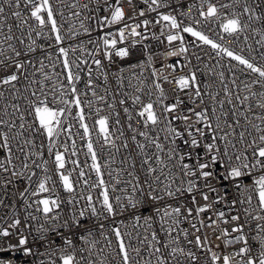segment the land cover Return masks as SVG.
<instances>
[{
	"label": "built area",
	"instance_id": "1",
	"mask_svg": "<svg viewBox=\"0 0 264 264\" xmlns=\"http://www.w3.org/2000/svg\"><path fill=\"white\" fill-rule=\"evenodd\" d=\"M50 2L57 26L60 28V34L64 37L61 43L56 42L54 39L55 33L51 32L50 27L43 29V35H38L37 31L39 30H37L29 36L28 25L20 24L11 14L12 11H21L22 18L28 19V23L35 28L36 22L34 18H30L29 10L23 2L19 9H10L7 4H4L7 20L0 23V28L4 30L3 34L14 36V39L8 43L13 44L17 50L25 53L18 59L21 61L31 60L34 65L27 69L28 78L21 75L19 81L15 82V88L11 85H0V93L3 94L0 95V118L14 120L17 125V128H13L9 133L11 137L9 141L11 154L4 147H0V161H4L9 169L7 172L0 170V229H7L11 233L8 237L0 235V249H8L10 246L16 247L10 251H0V257L11 260L12 264H41L42 261L44 264H51L53 261L55 264H63L60 252L57 249L64 246V237H68L77 249L78 259L83 257L82 264H89V261L91 264H123L122 253H120L118 246L119 241L112 231L119 228L129 252V264H135L136 261H139V264H146V261L149 260H151V264H157L158 255L162 256L167 264H177V259L180 264H210V253L204 249H199L195 245L196 236L199 235L202 241L206 236L207 246L221 256L233 253L243 247V244L235 243L226 246L224 243L225 238L218 239L217 237L221 236L222 229H227L231 233V236L227 238H233L237 233H232V228L237 223L244 225V233L248 237V244L252 249L251 255L254 258L258 257L261 243L258 239H255L257 236L256 225L264 223V221H255L245 216L243 209L249 207L247 202H237L233 205L232 201H239L251 194L253 197L252 204L257 206V211L253 215H264V212L259 211L258 196L253 183L255 178L264 175V169H249L250 175H245L236 180H212V186L217 189L215 193L210 192L207 187H198V190H194L193 193L185 192L179 198L164 196L163 199L152 200L149 195L151 190L148 187V182H153V176L148 174V165L144 163V160L146 156L151 157L149 163L152 167L157 168L158 173L161 165L155 162V155H160L165 164L168 165L164 172L173 174L174 186L182 180L186 182L189 179H194L193 177H185L176 155L169 159L167 152L169 148L175 147L179 154L191 153V158L185 155L183 163L193 166L196 164L197 153H199L202 161L208 159L209 154L205 148L208 143L217 144L223 152L225 141L219 139L213 141L211 139L213 133L205 128L203 123L196 122L195 112H201L205 109L209 117L208 122L213 124V128H215L216 117H220L221 128L215 132L217 137L223 135L224 132H231L232 129H229L228 125L233 126L236 134L229 136L227 145L229 154L233 156L232 164L239 163L235 160L236 152L247 151L249 159H251L252 149H245V144L256 137L258 133L249 128L248 130L252 132V136H248L246 132L244 141L239 140L238 133L245 130L248 121L256 124L261 123L259 120H254L253 115L264 116V109L256 107V101L253 99V107L249 111L247 108L248 102H245V105H240L236 101V95L249 94L244 88L245 84H252L251 91L253 92L264 93V87L260 83H253L257 79L264 81V78H259L258 73L248 70L231 57L223 53L218 54L211 45L204 44L197 37L183 32L182 29L185 26H192L197 31H203L216 43L244 56L256 66L264 67V19H255L256 15L264 17V0H211V3L218 8L220 5L229 6L221 9L224 16L236 13L244 23L248 24L243 32L232 36L224 33L223 28L220 26L222 21H210L208 24L195 22L204 19L199 14L198 6L201 0H168L170 6L160 7L157 11H149L151 0H149V3H145L144 0H132L131 4H129V0H50ZM246 4L253 9V18L250 21L248 20L249 14L244 12ZM84 5H87V8ZM153 7L155 6L153 5ZM116 8L123 9L125 13L123 21L102 26L100 23L102 18L107 16L110 19L112 11ZM141 10L144 11L143 16L139 15ZM203 10H207L206 5H204ZM181 12L187 13V15H180ZM76 13L79 15H76ZM168 13L177 17L180 28L175 31L183 36V42L176 40L169 44L167 41L166 36L172 33L173 29L170 22L160 20V15ZM144 20L150 22L147 29L143 27L136 29L143 33V36H131V29L128 28L125 29V40L120 41L119 30L125 28V24L134 26ZM157 20H160V22L157 23ZM81 24H83V27H81ZM7 25L12 26L11 33H8ZM162 31L163 35L161 34ZM3 34H0V38ZM105 38L117 39V47H127L130 54L125 58L113 55L111 61H109L106 52L112 51V49L104 46L103 40ZM21 40H23V43L20 42ZM33 40L35 41L33 47L36 50L28 53L27 45H30ZM133 41L138 42L133 45ZM8 43L2 44L0 47L7 50ZM181 46L185 47L187 51L181 52ZM61 47L68 50L67 59L69 64L73 72L78 73L80 76V80L76 82L75 86L77 93L80 94L81 106L85 111V122L89 125L97 162L101 165L105 185L109 189L110 199L117 210L115 216H109L107 219L104 218L107 214L103 212L102 208L103 197L101 192L103 186L89 187L83 184L84 179H87L90 185L95 184L99 177L91 168L92 159L87 150L88 137L83 136V128L79 127V123L73 119L77 115L78 109L73 106L71 114L65 121V127L72 126L73 135L69 137L66 133H61L59 140L55 141L56 148L51 153L49 152V141L46 134L34 133L31 126L33 116L25 97L31 99V91L38 89L40 84L33 83L29 87V82L39 81L47 89H51L54 82L68 84L66 80L67 69L64 68L62 63L64 56L59 52ZM169 52H176L177 54L168 55ZM6 54L13 55L10 50H7ZM149 56H151V61H149ZM96 59L102 62L100 70L93 63ZM41 61L45 65L44 72L50 76L49 80H45L39 71ZM84 61H87V63H83ZM169 65L176 66L175 71L168 67ZM89 68L92 70L91 89L86 87L89 80ZM12 71L14 69H8L7 71L0 69V77L8 75ZM101 71L107 73L106 78L101 75ZM193 73L195 74V81L192 82L189 88L182 89L179 84L180 77H190ZM221 73H223L222 76ZM117 77H120V79L118 80ZM163 77H167V79L165 80ZM156 82L160 83L164 90L163 105L159 103L154 105L157 112L163 113L164 105H172L179 100L182 103L179 104L174 113L168 114L169 118L174 115H187L190 117L187 125L192 126L191 136L186 131V123L183 120H173L171 126L183 133L182 137L176 138L174 146L171 142V133L167 131L163 122L156 127L150 125L148 129H145L140 122V118L136 115V112L140 109V104H134L132 97L140 95L142 101L147 103L149 92H151V99L157 100ZM197 86L201 93L199 97L195 95ZM137 87L142 91H137ZM92 89L97 93V97L104 96L105 100L99 101L97 97H93ZM229 99L233 103L229 104ZM88 100L93 101L91 109L86 103ZM113 100L115 101V107L110 108L109 105ZM121 100H124L125 103L121 104ZM221 101L223 102L222 106ZM11 104L20 105L21 110L24 112V120L20 119L19 113H16L15 116H3L5 111L12 112L11 107H6ZM124 108H128L129 112L125 113ZM94 109H101L99 115L109 116L110 129L115 133L113 139L119 151L111 144H105L103 140L98 141V126L93 127L97 119ZM90 112L91 115H89ZM115 113L119 114V125L115 124ZM129 115L133 117L131 121L128 120ZM245 115H247L248 121L245 120ZM237 119L240 121L239 125L235 124ZM161 120L163 121V116H161ZM21 123L25 124L24 129H19ZM129 123L138 130L136 133L128 127ZM196 128L203 129L204 135L201 136L197 133ZM120 129H122L123 135H121ZM161 129L164 130L161 131ZM7 131L6 126H0V132ZM17 131L23 132V135L16 136ZM139 131H148L150 137H158L164 151L160 152L154 145L147 144L142 155L136 142L138 141L141 144L147 142L144 137L138 134ZM133 135L136 136V141L132 140ZM166 136L168 137L167 140L165 139ZM192 136L201 141L200 147L192 148L190 144L185 143V141H190ZM125 140L127 141V148L123 146ZM73 141L76 144L75 155H72L73 150L70 147ZM232 142L236 143L235 149L232 148ZM2 143L3 141L0 139V144ZM61 144L69 145V149L65 153V168L59 171H63L65 174L71 172L70 179L75 188L72 193L64 189L55 164V151L58 149L64 152ZM26 154L28 156L27 161L25 160ZM9 156L11 163H8ZM73 161H77V163L74 164ZM25 162L29 165L28 169L23 168ZM37 164L42 166L37 167ZM45 164L47 172L45 171ZM81 170L85 173L83 178L79 176ZM226 170L227 160L222 158L220 166H217L215 171L223 175ZM13 171L23 172L24 175L15 176L12 174ZM32 173H35V175H32L31 182H29L28 176ZM46 176L51 177L48 182L51 191L38 196H31L30 193L38 186V180L44 179ZM137 177L139 178L138 182ZM163 179L162 176L161 180ZM199 183L203 184L204 182L200 181ZM134 185L137 189L142 188L143 191L134 190ZM237 185H242V187H237ZM184 186L186 187V183ZM154 187L157 188V192L163 195L162 185L154 183ZM245 187L251 191L246 192ZM26 188L28 193L21 197V193L25 192ZM201 192L208 193V201L203 199ZM89 194L93 198L92 203L101 213L99 217L91 215L88 201L83 198ZM152 194L155 195L156 193ZM117 196L121 197L119 203L115 200ZM193 196L196 199L195 204L192 202ZM45 197L59 198L60 207L55 211L59 213L60 220L55 222L45 220L42 210H38L35 201ZM219 197H223V199L217 203ZM130 201H139V204L136 208H132ZM205 204H210L211 208L206 212L197 213V207ZM125 205L127 207H124ZM42 207V205L39 206L40 209ZM175 207L181 208L180 223L178 225L173 223L175 216L170 218L163 215L165 209L171 212V209ZM188 208L192 209L191 216L187 215L186 209ZM81 210L85 212L83 217L79 215ZM220 211L225 213L223 219L228 220L229 223H221L217 219L216 214ZM237 214L241 216V220L238 222L231 221V216ZM73 215L85 227L61 228L60 224L64 220L71 221ZM33 217L35 218L33 219ZM136 217H140L138 223ZM209 217L217 221L216 225H213L216 231H213V228L201 226V220H203L204 225L211 223ZM145 218H150V228L145 226ZM16 219L21 220V225L18 228H12L11 224ZM101 224L104 225L103 229L100 228ZM193 224L200 229L199 232L192 227ZM41 225H44L43 229L40 228ZM168 227H172L174 230L169 233L165 230ZM89 230L91 235L88 234ZM185 231L188 233L187 237L184 235ZM153 232L156 234L155 241L151 236ZM21 235L28 238L27 245L19 244ZM42 236L45 238L40 239ZM81 237L87 238L82 239ZM174 238L175 243H173ZM189 241H192V243ZM177 245L185 251L195 252L199 260L193 262L190 258H185L182 255L174 259L170 255L171 248ZM25 247L30 248L32 254L26 255L24 252ZM157 247L160 248V253H155ZM236 259L238 260L239 257Z\"/></svg>",
	"mask_w": 264,
	"mask_h": 264
},
{
	"label": "snow or ice",
	"instance_id": "2",
	"mask_svg": "<svg viewBox=\"0 0 264 264\" xmlns=\"http://www.w3.org/2000/svg\"><path fill=\"white\" fill-rule=\"evenodd\" d=\"M24 3V5L28 8L30 13V18H34L36 22V27L33 28L32 25L28 23V19L22 18V12L21 11H12V16L19 21L20 24L28 25V31L29 36L33 31H37L38 35H43V29L46 27H50L51 32L55 33L54 39L57 43H61L64 39L63 36L60 34V28L57 26V21L54 18L53 13V7L50 2V0H0V23H3L7 20V15L5 13V7L4 4H7L10 9H19L21 7V3ZM145 3H149V0H144ZM132 3V0H129V4ZM153 5L155 7H153ZM204 5L207 6V10L204 11ZM168 0H151V3L149 4V11H157L160 7H169ZM195 6V5H192ZM190 6V7H192ZM259 6V5H257ZM75 7V5H73ZM85 8H87V5H84ZM199 7V14L201 17H203V21L196 20V23H204L208 24L210 21L216 22V21H222L220 26L223 28L224 33H227L228 35H237L240 32H243L246 27H248V24L244 23L240 16L236 13H232L229 16H224L221 9L225 7H229L228 5H220L218 8L215 4L211 3V0H201ZM244 12L248 13V20L250 21L253 18V9L245 5ZM76 15H79L76 13ZM140 16L144 15V11L141 10L139 13ZM180 15H187V13L181 12ZM125 16V13L122 8H116L111 13V18L105 16L100 21L101 25L104 26L105 24L111 25L114 23H118L123 21ZM255 19L261 20L264 19L261 15H256ZM160 20L170 22L171 28L173 29L172 33L167 34L166 39L171 44L173 41L180 40L183 42V36L179 35L178 32H176V29L180 28V23L177 20V17L175 15H172L171 13L168 14H161ZM160 20H157V23L160 22ZM150 22L148 20H144L141 23H137L134 26L125 24V28H122L119 30V38L120 41L123 42L125 40V29L130 28V35L133 37H141L143 36V33L137 31L138 28H145L147 29V26ZM81 27H83V24H81ZM8 33H11L12 26L7 25ZM3 28H0V34H3ZM87 31V29H85ZM185 33H190L192 36L197 37L200 41H202L204 44L211 45L213 49L217 51V53H223L227 55L228 57H231L233 60H236L239 62V64L244 65L248 70H251L254 73L259 74V78H264V67H258L254 65L252 62H250L248 59H246L244 56L236 54L235 52L229 50L227 47L222 46L219 43H216L214 40L210 39L208 35H206L203 31H197L192 26H185L182 29ZM163 35V31L161 33ZM145 39L147 37H144ZM14 39L13 35L10 34H3L2 38H0V45L8 43L9 41H12ZM23 43V40L20 41ZM138 41H133L132 44L134 45ZM103 44L105 47H110L112 51L106 52V56L109 61H111L112 56L115 55L120 58L127 57L129 53V49L127 47L124 48H118L117 39H107L105 38L103 40ZM35 41L33 40L30 45H27V52H35ZM7 50H10L12 52V56L7 55ZM5 49L3 47H0V69H3L7 71L8 69H14L10 74L0 77V85H11L13 88H15V82L19 81L21 75L25 76V78H28V67L34 66L33 62L31 60H24L21 61L18 59L21 57V55L25 54L22 53L20 50H17V48L11 44L8 43V49ZM67 49L61 47L59 48V52L64 56V59L62 61L64 68L67 69L66 72V80L68 81L67 85H64L62 82L53 83V86L51 89H47L45 85H43L39 81H30L29 87L32 86L33 83L40 84V87L38 89H33L30 93L31 99L28 97H25V100L28 103V108L31 110V114L33 116L32 120V129L33 132H40L43 134H46V137L49 141V152L51 153L54 148H56L55 141L59 140L61 133H66L69 137L73 135L72 133V126L68 125L65 127V121L67 120L68 116L71 114V109L73 106H75L78 109L77 115L73 117L74 120H76L79 123V127L83 128V136L88 137L87 140V150L88 154L91 155L92 159V165L91 168L94 169L97 177H99L98 181L95 184L90 185L89 181L87 179L83 180V184L87 185L89 187H101L103 186V190L101 192L102 199V208L103 212L107 215L104 217L107 219L109 216H115L117 214V210L114 207L110 196H109V189L105 185V181L103 179V174L101 172V165L97 162V156L96 151L94 150L93 142L90 135V129L88 123L85 122L86 115L84 108L81 106L82 101L80 99V94L77 93L76 89V82L80 80V76L78 73H74L72 70V67L69 64V61L67 59ZM181 52H186L187 49L183 46L180 48ZM176 52H169L168 55H176ZM149 61H151V56H149ZM83 63H87V61H84ZM95 65L97 66V69L100 70L102 68V62L99 59H96L93 61ZM79 67V65H77ZM168 67H171L173 71H175L174 65H169ZM45 65L43 61L40 62L39 71L44 76L45 80H49L50 76L44 72ZM34 75V74H33ZM101 75L107 76V73L101 71ZM162 75V73H161ZM223 73H221V76ZM88 76L89 80L87 81L86 87L91 89L92 86V70L89 68L88 70ZM165 80L167 77H163ZM119 80L120 77H117ZM195 81V74L193 73L190 77H180L179 84L182 89L189 88L192 84V82ZM235 83V81H233ZM253 83H260L262 87H264V81L261 79H257L256 81H253ZM155 88L158 91V97L157 100H152L151 95L152 93L149 92V100L147 103H144L141 99L140 95H135L132 97L134 104H140V109L136 112V115L140 118V122L142 123L143 127L145 129H148L151 125L152 127H156L160 125L162 122L164 123L165 127L167 128V131L171 133L172 136V144L175 145L176 138H180L183 136V133L179 132L175 127H172L173 120H183L186 123V131L189 132V135H192L191 132V125H187V121L189 120V116H172L169 118V113H174L179 106L181 101H177L175 104L172 105H164L163 106V113H158L154 105L157 103L163 105V97H164V90L160 83H155ZM245 90L249 93L248 95L240 96L239 94L236 95V101L240 105H245V102L247 103V108L249 111H251L253 107L252 100L255 99L256 107H259L261 109H264V93L261 92H253L252 84H245L244 85ZM27 90V89H26ZM137 91H142L137 87ZM86 94V93H84ZM0 95H3L0 93ZM195 95L199 97L201 95L199 87L197 86L195 88ZM230 95V94H229ZM92 96L97 97V93L94 89H92ZM66 97H70L67 98ZM19 98V97H17ZM99 101H104V96L97 97ZM87 105L91 109V105L93 104L92 100H88ZM121 104H124L125 101L121 100ZM221 106L223 105V102L221 101ZM228 103L231 104L233 101L231 99L228 100ZM6 107H11L12 112H3V116H15L16 113L20 114V119L24 120V112L21 110L19 104H11L7 105ZM110 108L115 107V101L109 105ZM95 113L97 114V119L95 121V124L93 127L95 128L98 126V141L103 140L105 144H111L112 147H116L117 151H119V148L115 144V140L113 139V136L115 135L114 132L111 131L110 125H109V116L108 115H99L101 109H94ZM194 111V110H193ZM124 112L128 113L129 109L124 108ZM91 115V112L89 113ZM116 120L115 124L119 125V114L115 113ZM227 115V113H225ZM161 116H163V121L161 120ZM195 116L197 117V123H203L204 127L209 129L213 135L211 139L213 141L219 139L225 141V147L223 149V152H221L220 147L215 143H208L205 145L206 151L209 154L208 159L201 160L199 153L196 154L197 160L196 164L189 165L183 163L185 159V155H187L189 158H191L192 154H179L177 149L175 147L169 148L167 152V156L169 159H172L174 155H176L177 159L181 163V170L183 172V175L185 177H193L194 179H189L186 182L180 181L178 184H175L174 186V179L173 174L171 172L165 173L164 169L168 167L167 164H165L164 160L160 157V155H155V162L158 165H161L159 168V172L157 173V168L152 167V165L149 163L151 160V157L146 156L144 163L148 165L147 172L149 175L153 176V182H148V187L151 190L149 193L150 198L152 200H160L163 199L164 196L172 197V198H179V196L186 193H193L194 190H198L199 188L207 187L210 192H217V189L212 186L211 181L216 180H236L239 179L245 175H250L249 169L253 168H259L264 169V116H255L253 115L254 120H259L261 123L256 124L252 123V121H248L247 115L244 116L245 120L248 121L247 125L245 126V130L240 131L238 133V138L240 141L245 140V134L247 132L248 136H252V132L248 129H254L258 135L251 140H249L245 144V149L251 148L252 151L250 153L251 159H249V154L247 151L245 152H236L235 153V160L238 161L236 165L232 164L233 156L229 154L228 152V141L230 135H235V131L233 129L232 125H228L229 129H232L231 132H224L223 135L217 137L215 135L216 130L221 128L220 124V117H216L215 119V128H213V124L209 123V117L207 115V110H203L201 112H195ZM133 119L132 115L128 116V120L131 121ZM240 121L237 119L235 121L236 125H239ZM0 126H6L8 128L7 132H0V139H2L3 143L0 144V147H4L7 149L9 154H11V147L9 144V141L11 139L9 133L13 128H17L16 123L14 120H5L0 118ZM129 128L132 129L134 133H136L138 130L132 127V124L129 123ZM25 124L21 123L19 125V129H24ZM164 129H161L163 131ZM195 131L199 133L201 136L204 135V131L201 128H196ZM121 135H123L122 129H120ZM138 134L141 137H144L146 144H141L138 141L137 147L140 149L141 154H144V150L147 147V144L154 145L160 152L164 151L163 145L159 143L158 137H150L148 131H139ZM16 136H22L23 132L17 131L15 133ZM165 139L167 140L168 137L166 136ZM132 140L136 141V136H132ZM30 142V141H26ZM186 144H190L192 148H198L201 146V141L197 140L195 136H192V139L190 141H185ZM123 146L127 148V141H123ZM61 147L64 148V152L59 151L58 149L55 151V164L58 169L59 173V179L62 182V185L64 189L72 193L75 191L74 185L72 180L70 179L71 172H68V174H65L63 171H59L61 169L65 168V153L68 152L69 145L67 144H61ZM72 151V155H75V149L76 144L73 141L70 145ZM232 148H236V143L232 142ZM222 158H226L227 160V170L226 173L221 175L215 171L217 166H220V161ZM28 156L26 154L25 160L27 161ZM8 163H11V158L9 156ZM74 164L77 163V161H73ZM37 167H41L42 165L37 164ZM45 171L47 172L46 164L44 165ZM24 169H28L29 165L27 162L23 164ZM0 170H3L4 172L9 171L8 167L6 166L4 161H0ZM15 176H23V172H17L13 171L12 173ZM111 174V173H109ZM155 174V175H153ZM32 175H35V173H32L28 176L29 182H31ZM79 176L83 178L85 176V173L83 170L79 172ZM164 177L163 180H161V177ZM51 179L50 176H46L44 179L38 180L37 188L33 190L30 195L31 196H38L43 193H48L51 191V189L48 187V182ZM137 182L139 181V178L137 177ZM203 181V184H200L199 182ZM10 182V181H9ZM154 183L157 185H162V193L161 195L159 192H157V188L154 187ZM186 183V187L184 186ZM254 190L257 192L258 196V208L260 212H264V175H261L254 180ZM54 187V185H53ZM237 187H242V185H237ZM134 190H140L143 191L142 188L137 189L136 186H133ZM246 192H250L247 187L244 188ZM28 193V189H25V192L21 193V197H24L25 194ZM152 193H156L153 195ZM201 195L203 196V199L205 201L209 200V195L207 192H201ZM88 201V206L91 210V215L99 217L101 213L98 211L96 206L92 203V196L89 194L86 197H83ZM223 197H219V199L216 201L217 203L219 200H222ZM252 195L249 194L243 199H240L239 201H232V204L235 205L237 202L239 203H245L249 205V207L243 209V213L246 217L255 220V221H264V215H253L257 211V206H254L252 204ZM116 202L119 203L121 201V197L117 196L115 198ZM192 202L195 204L196 199L195 196L192 197ZM35 204L38 207V210H42L45 220H49L52 222L58 221L61 219L58 212H56V209H59L60 207V201L57 197L56 199H52L51 197H45L42 199H38L35 201ZM139 204V201L132 202L130 201V206L132 208H136ZM42 205V209L39 208V206ZM124 207H127L125 205ZM211 208L210 204H205L203 206L197 207L196 211L197 213H203L208 211ZM159 211V210H157ZM187 215H192V209L188 208L186 209ZM80 217L85 216V212L83 210L79 213ZM163 215L165 217H173L175 216V219L173 220L174 224H179L180 220L179 217L181 215V208L175 207L171 209V212H169L167 209H165ZM217 219L220 220L221 223H229L228 220L223 219L225 216V213L223 211L218 212ZM35 217H33L34 219ZM137 223L140 220V217L135 218ZM187 219V217H185ZM209 220L211 223L208 225H204L203 220L200 221V224L202 227H209L213 228V225H216L217 221L212 220L211 217H209ZM241 220V216L239 214L231 216V221L238 222ZM145 226L151 227L150 218H145ZM21 225V220L16 219L12 224V228H18V226ZM61 228L70 229L72 227H85L79 219L75 215L72 216L71 221L64 220L62 224H60ZM104 225L101 224L100 228L103 229ZM192 227L196 229L197 232L200 231L199 228H196V225L193 224ZM41 229L44 228V225L40 226ZM39 230V229H38ZM167 232L171 233L174 229L172 227H168L165 229ZM117 237L119 241V249L120 253H122V261L123 264H129L130 256L128 249L125 246L121 231L119 228H115L112 230ZM213 231H216L215 228H213ZM256 231L257 236L255 239H258L261 243V248L258 254V257H253L251 255L252 249L248 244V237L244 233V225L237 223L235 227L232 228V233H237L233 238L228 239L227 237L231 236V233L228 232L227 229L221 230V236H218L217 238H225L224 243L226 246L233 245L235 243H241L243 244V247L237 249L233 253H228L225 255H220L216 251H213L211 247L207 246V237L205 236V239L202 241L201 237L199 235L195 238V245L199 249H204L208 253H210V264H264V223H258L256 225ZM88 234L91 235V231H88ZM0 235L4 237H8L11 235V233L7 229H0ZM62 235V233H61ZM185 237H187L188 233L184 232ZM153 241L156 240V234L153 232L151 233ZM45 237H40V239H44ZM82 239H86L87 237H81ZM192 243V241H189ZM28 238L21 235L19 244L20 245H27ZM173 243H175V238L173 239ZM94 246V245H93ZM16 246H10L8 249H0V251H10L12 248H15ZM218 247V246H217ZM57 251L60 252V258L63 262V264H82L83 257H80L78 259L77 257V249L75 245L73 244V241L68 238L64 237V246L62 248L57 249ZM138 253V249L136 250ZM24 252L26 255L32 254V250L30 248L25 247ZM155 253H160V248H155ZM170 255L177 259L178 256L182 255L185 258H190L191 261L195 262L199 260V257L196 255L195 252L192 251H185L184 249L180 248L178 245L176 247L171 248ZM239 257L237 260L236 258ZM0 264H12L11 260L5 259L0 257ZM41 264H44L42 261ZM51 264H55V262H51ZM89 264L91 262L89 261ZM135 264H139V261H136ZM146 264H151V260L146 261ZM157 264H167V261H165L162 256H157ZM177 264H180V261L177 259Z\"/></svg>",
	"mask_w": 264,
	"mask_h": 264
}]
</instances>
